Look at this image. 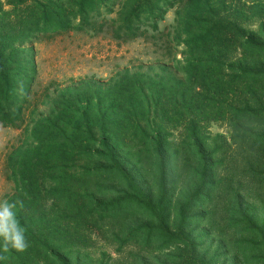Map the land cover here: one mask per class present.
Segmentation results:
<instances>
[{"label":"trees","instance_id":"1","mask_svg":"<svg viewBox=\"0 0 264 264\" xmlns=\"http://www.w3.org/2000/svg\"><path fill=\"white\" fill-rule=\"evenodd\" d=\"M174 6L183 12L173 27L159 32L163 14ZM115 7V19H105ZM146 27L151 28L152 40L163 39V56L171 67L176 65L181 78L170 73L168 89L156 93L158 87H153L150 94L138 81L126 80L112 99L113 107L93 104L100 98L88 96L90 89H85L81 113L62 109L37 122L28 134L30 141L21 142L6 160L16 185L8 204L14 205L28 246L19 251L5 248L0 240V264H53L47 255L53 238L75 231L84 218L86 192L96 205L116 192L109 177L113 171L123 175L122 160L132 149L126 144L128 131L141 137L135 155H147L151 164L143 178H149L153 168L158 173L160 201L149 190L145 193L149 204L157 200L162 205L167 187L178 198L193 191L186 186L200 193L208 184L204 218L208 227L219 229L207 234L220 239L231 233L235 240L222 248L238 264H264V0H0V100L12 94L16 75L32 82L36 75L32 44L38 37L93 29L107 30L126 43L142 38ZM180 46L183 60L175 57ZM126 86L132 90L123 89ZM103 95L107 102L111 94ZM20 116L21 110L0 113V123L15 126ZM206 121H225L229 126L230 146L223 153L237 157V163H230L233 171L223 169L219 157L209 165L200 158L196 134ZM95 129L100 141H93ZM177 129L184 137L179 144L166 143L159 133ZM80 153L87 159L76 158ZM75 162L93 166L71 176L67 172L73 165H67ZM85 181L91 182L89 191L81 188ZM43 201H50L48 211L41 206ZM68 218L70 224L63 225ZM190 250L195 255L188 253L186 264L197 257V247ZM196 264L211 263L200 257Z\"/></svg>","mask_w":264,"mask_h":264},{"label":"rangeland","instance_id":"2","mask_svg":"<svg viewBox=\"0 0 264 264\" xmlns=\"http://www.w3.org/2000/svg\"><path fill=\"white\" fill-rule=\"evenodd\" d=\"M116 11L117 7L105 19H115ZM181 12L183 8L177 6L166 11L157 30L161 32L173 27L177 14ZM162 42L163 39L152 40L150 27L142 31V38L126 43L114 39L107 30L98 33L93 29L85 33L65 31L38 37L32 44L36 64L32 82L28 83L20 74L16 75L12 94H5L0 100L1 114H16L21 110L20 120L15 126L0 123V203H8L16 187L9 178L7 157L21 142L30 141L28 134L39 120L54 117L62 109L70 112L78 109L81 113L84 104L80 101H83L85 89H90L88 96L100 98L93 104L113 107L112 99L119 95V86L126 80L138 81L142 91L150 94L154 92L153 87H158L156 93H164L168 89L170 73L180 79L181 72L174 69L176 65L172 63L175 66L171 67L163 56ZM181 51L183 47L180 46L175 54L177 60H183ZM123 89L132 90L129 86ZM104 91L111 94L107 102ZM95 133L93 141H100L97 130ZM126 133L125 137L130 139L126 144L132 149L122 160L123 175L113 171L109 177L118 187L116 192L99 205L86 192L81 213L84 218L74 232L55 235L53 249L47 253L50 261L53 264H186L184 258L187 254L188 257L195 255L190 250L192 246L197 247V257L191 264H196L200 257H205L211 264H238L224 254L222 248L223 243L235 240L231 233L220 236V239L215 234H207L211 228L204 218L206 208L203 199L208 184L200 193L194 191L196 187L186 186V190L191 188L193 191L178 198L173 189L167 187L168 193L160 205L157 200L160 201L162 191L158 173L153 168L150 177L143 178L149 174L151 164L147 155H135L141 137L138 133L133 136L130 131ZM159 133L166 143L179 144L184 140L181 129L159 130ZM230 140L231 133L225 121H206L198 129L195 143L204 162L209 165L212 159L219 157L223 169L230 172L233 171L229 169L231 161L237 163V157L231 159L227 155L226 158L223 153L228 150ZM215 149L218 153L213 154ZM84 153L76 154V158L87 159L88 155ZM89 165L69 163L67 167L72 168L67 173L82 175L84 170L88 171L87 168L93 166ZM234 174L241 175L239 171H234ZM90 186L91 182L85 181L81 188L89 191ZM149 190L157 199L150 204L145 197ZM42 205L48 211L51 204L43 201ZM69 224V218L65 219L63 225ZM55 226L60 227L58 224Z\"/></svg>","mask_w":264,"mask_h":264},{"label":"clouds","instance_id":"3","mask_svg":"<svg viewBox=\"0 0 264 264\" xmlns=\"http://www.w3.org/2000/svg\"><path fill=\"white\" fill-rule=\"evenodd\" d=\"M13 208L14 205L0 203V240L4 242L5 248L11 246L23 251L28 246V243L24 230L17 223Z\"/></svg>","mask_w":264,"mask_h":264}]
</instances>
